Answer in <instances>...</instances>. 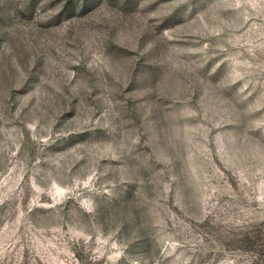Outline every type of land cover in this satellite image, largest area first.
Wrapping results in <instances>:
<instances>
[{"label":"rangeland","instance_id":"374dc122","mask_svg":"<svg viewBox=\"0 0 264 264\" xmlns=\"http://www.w3.org/2000/svg\"><path fill=\"white\" fill-rule=\"evenodd\" d=\"M0 264H264V0H0Z\"/></svg>","mask_w":264,"mask_h":264}]
</instances>
